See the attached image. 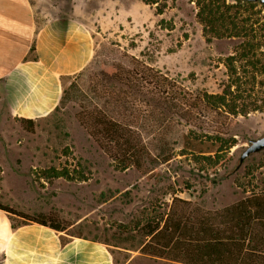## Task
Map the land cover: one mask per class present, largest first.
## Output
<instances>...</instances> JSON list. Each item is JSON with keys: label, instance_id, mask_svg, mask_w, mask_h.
<instances>
[{"label": "rangeland", "instance_id": "rangeland-1", "mask_svg": "<svg viewBox=\"0 0 264 264\" xmlns=\"http://www.w3.org/2000/svg\"><path fill=\"white\" fill-rule=\"evenodd\" d=\"M30 1L39 26L52 19L75 18L92 31L96 48L84 70L63 80L69 96L66 103L36 119L34 131L11 113L0 82V201L29 213L57 215L69 233L107 243L114 264H175L141 252L148 239L143 226L164 216L173 196L219 209L264 188V150L236 170L250 139L264 134V109L231 120V129L225 131L237 143L226 163L217 168L180 153L187 127L179 125L173 131L165 127L159 136L169 140L176 154L170 164H157L159 175L154 179L133 167L117 168L78 121L77 112L81 104H88L89 84L97 72L110 70L114 62L131 68L135 58L191 89L221 92L229 79L225 59L239 40H209L195 0H160L167 4L163 13L149 0ZM263 22L257 24L262 41ZM259 79L264 83V75ZM263 91L264 85L258 84L256 95ZM211 124L203 128L212 132ZM152 143L156 148L161 144ZM197 145L205 154L217 147L209 139ZM55 168L69 170L75 178L57 177ZM79 170L86 173V180L78 179ZM8 216L3 215L5 220ZM18 221L11 218L12 227ZM69 233L61 232L65 239Z\"/></svg>", "mask_w": 264, "mask_h": 264}, {"label": "trees", "instance_id": "trees-1", "mask_svg": "<svg viewBox=\"0 0 264 264\" xmlns=\"http://www.w3.org/2000/svg\"><path fill=\"white\" fill-rule=\"evenodd\" d=\"M159 2L148 3L157 4L158 13H163L167 4ZM195 2L209 40H239L234 53L225 59L228 83L218 93L194 90L137 58L131 68L114 62L110 70L97 72L89 84L88 104H81L77 119L119 169L133 167L149 179L156 178L157 164H170L176 154L169 140L159 135L165 127L173 131L179 125L188 128L180 153L197 163L222 166L237 143L225 131L231 129V120L264 109V91L255 93L258 84L264 85L259 79L264 75V41L257 26L264 19V5L243 0ZM68 98L63 89L60 104ZM18 119L27 130H35L36 119ZM207 122L215 130L206 131ZM207 139L217 145L214 153L205 154L197 147ZM156 140L161 143L158 148L152 143ZM54 175L75 178L69 170L56 168ZM77 176L80 180L88 177L83 170ZM0 210L19 219L13 227L37 223L69 233L64 220L51 212L29 213L2 201ZM143 227L148 239L140 250L153 257L185 264H264V188L219 209L173 196L168 212Z\"/></svg>", "mask_w": 264, "mask_h": 264}, {"label": "crops", "instance_id": "crops-1", "mask_svg": "<svg viewBox=\"0 0 264 264\" xmlns=\"http://www.w3.org/2000/svg\"><path fill=\"white\" fill-rule=\"evenodd\" d=\"M95 48L85 23L69 17L39 26L30 0H0V82L15 117L38 119L53 111L63 77L84 70ZM3 215L0 210V264H114L103 241L75 235L64 241L61 231L37 223L13 228Z\"/></svg>", "mask_w": 264, "mask_h": 264}, {"label": "water", "instance_id": "water-1", "mask_svg": "<svg viewBox=\"0 0 264 264\" xmlns=\"http://www.w3.org/2000/svg\"><path fill=\"white\" fill-rule=\"evenodd\" d=\"M243 1H252V2H259L261 5H264V0H243ZM264 150V134L261 136L251 138L249 141L248 146L243 150L240 155L239 164L236 167V170L239 169L242 164L245 162L253 154L261 152Z\"/></svg>", "mask_w": 264, "mask_h": 264}]
</instances>
